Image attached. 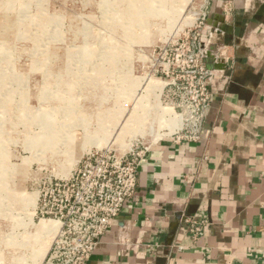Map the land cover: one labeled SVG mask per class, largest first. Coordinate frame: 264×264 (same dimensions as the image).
Masks as SVG:
<instances>
[{
	"label": "rangeland",
	"instance_id": "rangeland-1",
	"mask_svg": "<svg viewBox=\"0 0 264 264\" xmlns=\"http://www.w3.org/2000/svg\"><path fill=\"white\" fill-rule=\"evenodd\" d=\"M214 1L0 0V264H48L58 231L34 230L54 222L37 216L47 180L181 126L160 51L210 28Z\"/></svg>",
	"mask_w": 264,
	"mask_h": 264
},
{
	"label": "crops",
	"instance_id": "crops-1",
	"mask_svg": "<svg viewBox=\"0 0 264 264\" xmlns=\"http://www.w3.org/2000/svg\"><path fill=\"white\" fill-rule=\"evenodd\" d=\"M209 16L202 138L148 148L87 264H264V0H215Z\"/></svg>",
	"mask_w": 264,
	"mask_h": 264
},
{
	"label": "built area",
	"instance_id": "built-area-1",
	"mask_svg": "<svg viewBox=\"0 0 264 264\" xmlns=\"http://www.w3.org/2000/svg\"><path fill=\"white\" fill-rule=\"evenodd\" d=\"M205 24L191 40L161 50L160 74L164 92L182 123L170 135L174 142H199L212 104L209 82L214 76L205 50ZM207 32V33H208ZM208 33V34H209ZM148 148L121 159L93 153L82 158L68 178L47 180L38 196L37 216L59 223L48 264H87L100 238L120 215L137 186L138 165ZM196 238L203 227L187 226Z\"/></svg>",
	"mask_w": 264,
	"mask_h": 264
},
{
	"label": "bare ground",
	"instance_id": "bare-ground-1",
	"mask_svg": "<svg viewBox=\"0 0 264 264\" xmlns=\"http://www.w3.org/2000/svg\"><path fill=\"white\" fill-rule=\"evenodd\" d=\"M222 27V26H221ZM89 47V46H88ZM153 91H156L159 87H160V83L157 81H150V86H149ZM166 113V112H165ZM168 113L170 114V111L168 110ZM67 160V159H66ZM77 160V159H76ZM74 162V158L71 160ZM71 163V162H70ZM67 169V168H66ZM68 173V172H67ZM64 172L60 173V176L65 177ZM68 176H70V173L68 174ZM67 176V177H68ZM31 206L32 207H36V200L35 201H31ZM59 228V224L57 222H52V221H41L38 225H36V227L34 228V230L38 233H42L45 236L51 237L52 235L54 236V234L56 235L57 231Z\"/></svg>",
	"mask_w": 264,
	"mask_h": 264
},
{
	"label": "water",
	"instance_id": "water-1",
	"mask_svg": "<svg viewBox=\"0 0 264 264\" xmlns=\"http://www.w3.org/2000/svg\"><path fill=\"white\" fill-rule=\"evenodd\" d=\"M203 48H204V50H205V48H206V44L203 45ZM172 238H173V233L170 234V238H169V239L172 240Z\"/></svg>",
	"mask_w": 264,
	"mask_h": 264
}]
</instances>
